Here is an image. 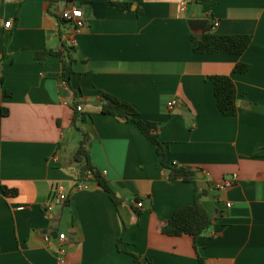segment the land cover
Segmentation results:
<instances>
[{"label": "crops", "instance_id": "0c3cea01", "mask_svg": "<svg viewBox=\"0 0 264 264\" xmlns=\"http://www.w3.org/2000/svg\"><path fill=\"white\" fill-rule=\"evenodd\" d=\"M67 7L80 8L79 30L59 24ZM207 30L251 42L240 55L193 52L189 34ZM72 40L69 84L87 115L75 124L62 79ZM239 62L246 72L234 71ZM214 75L235 84V115L219 111ZM104 94L157 124L165 165L136 124L101 113ZM83 133L116 203L95 179L78 181ZM178 166L194 180L170 178ZM195 185L207 190L212 226L195 238L164 234ZM57 186L67 197L48 209ZM119 238L153 264H264V0H0V264H133Z\"/></svg>", "mask_w": 264, "mask_h": 264}, {"label": "trees", "instance_id": "16d2710c", "mask_svg": "<svg viewBox=\"0 0 264 264\" xmlns=\"http://www.w3.org/2000/svg\"><path fill=\"white\" fill-rule=\"evenodd\" d=\"M131 3L124 2L123 7H129ZM60 25L66 22L58 17ZM189 42L191 49L195 53H221V54H242L251 42V36L248 34H220L207 30L202 33H190ZM63 48L67 52L68 61L64 63L62 71V79L68 89L72 91L70 107L73 110L72 123L75 124L77 120L84 121L87 117L84 113H79L77 106L79 101L76 98V93L70 88L69 80L73 73L71 57V50L73 46L63 44ZM53 54H57L53 52ZM248 70V65L245 63H236L234 67L235 72L244 73ZM213 84L214 96L216 104L223 115L232 116L236 114V88L232 79L226 75L209 76ZM100 111L103 114H108L118 118H124L137 125L143 135L149 139L154 145L157 154L160 157V162L164 164V145L158 138V126L155 122L150 120H143L137 117V110L128 102L117 97L104 94L103 100L100 104ZM73 160L79 167L78 181H85L86 173L91 171L93 179L96 180L99 186L105 189L113 202H117V198L113 191L106 184L102 175L92 168L90 164V156L88 149V139L86 134H82V138L78 143L77 148L73 152ZM170 178H182L193 181L195 172L182 167L170 168ZM89 179V178H88ZM3 191L6 192V187L3 186ZM207 190L198 189L195 185L193 202L191 204L182 205L178 207L167 222L162 226L161 231L167 235H189L193 238L207 232L213 224V216L206 210L201 203V198L206 194ZM116 248L118 251L128 253L133 258V264H153L147 258L131 253L127 250L125 243L121 238L117 240ZM199 264H203L202 258L198 256Z\"/></svg>", "mask_w": 264, "mask_h": 264}, {"label": "built area", "instance_id": "2783aa9c", "mask_svg": "<svg viewBox=\"0 0 264 264\" xmlns=\"http://www.w3.org/2000/svg\"><path fill=\"white\" fill-rule=\"evenodd\" d=\"M59 17L64 20L68 25H70L75 31L79 30L81 27L84 26V21L82 19V12L80 10V8L78 7H67L65 9H63L60 13H59ZM11 24V21L8 20L4 23L5 27H9ZM215 25L217 24V22L214 23ZM69 46H75V41L72 40L71 44ZM176 104V100H172L169 105L168 108L172 109L174 107V105ZM81 107L77 106V110H80ZM106 174V171H102L100 172V175H104ZM86 178H93V174L91 171H88L86 173ZM235 180V176H233L231 179H223L220 181H217L215 183V187L219 190H223L226 189L230 186H232V184L234 183L233 181ZM84 182H81L79 185L86 187V185H83ZM66 193L64 192L62 187H55V189L53 190V193L51 195L50 201H49V205H48V209H51L54 205H58L60 203H62L65 199H66ZM137 207L141 208L142 207V201L138 200L136 202ZM226 206H230V202L226 203ZM65 234L64 233H60L58 235V242L55 245V256L57 258V260L60 263L64 262V256H65V252H66V246L63 243Z\"/></svg>", "mask_w": 264, "mask_h": 264}, {"label": "water", "instance_id": "95a60500", "mask_svg": "<svg viewBox=\"0 0 264 264\" xmlns=\"http://www.w3.org/2000/svg\"><path fill=\"white\" fill-rule=\"evenodd\" d=\"M188 23L191 26H203V24L205 23V20L204 19H189Z\"/></svg>", "mask_w": 264, "mask_h": 264}, {"label": "rangeland", "instance_id": "374dc122", "mask_svg": "<svg viewBox=\"0 0 264 264\" xmlns=\"http://www.w3.org/2000/svg\"><path fill=\"white\" fill-rule=\"evenodd\" d=\"M70 27H71L70 25L69 26L67 25V28H70Z\"/></svg>", "mask_w": 264, "mask_h": 264}]
</instances>
